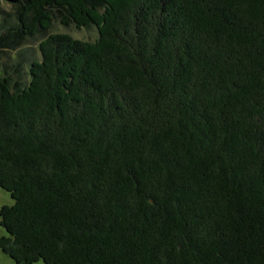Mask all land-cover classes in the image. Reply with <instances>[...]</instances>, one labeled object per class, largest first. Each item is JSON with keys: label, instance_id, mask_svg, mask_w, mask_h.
<instances>
[{"label": "trees", "instance_id": "16d2710c", "mask_svg": "<svg viewBox=\"0 0 264 264\" xmlns=\"http://www.w3.org/2000/svg\"><path fill=\"white\" fill-rule=\"evenodd\" d=\"M0 53L15 264H264V0H0Z\"/></svg>", "mask_w": 264, "mask_h": 264}, {"label": "rangeland", "instance_id": "374dc122", "mask_svg": "<svg viewBox=\"0 0 264 264\" xmlns=\"http://www.w3.org/2000/svg\"><path fill=\"white\" fill-rule=\"evenodd\" d=\"M4 9L8 10V8L1 4ZM53 33H64L72 36L75 39H80L84 41H94L97 38V30L95 27H82V28H76L73 24H69L68 26H64L61 24L60 19L58 17H54L52 20L51 28L48 31L47 34H53ZM41 36H37L34 40H31L29 44L26 45V47H29L32 50H37V45L39 41L41 40ZM12 57L14 54H10ZM39 56V55H38ZM15 57V56H14ZM8 54L0 53V76L3 74V64L7 62ZM7 66V65H6ZM25 64H23L20 67V71L22 73L26 70ZM8 72L12 71L11 65H8ZM13 203V200L11 199L10 194L0 188V208L4 205H11ZM0 236H8L5 229L0 225ZM0 264H15L7 255L1 252L0 250ZM35 264H43L42 261H39Z\"/></svg>", "mask_w": 264, "mask_h": 264}]
</instances>
